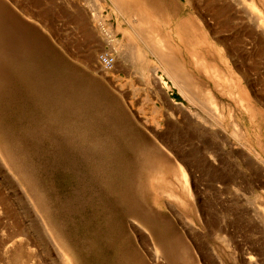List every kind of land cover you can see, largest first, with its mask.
I'll return each mask as SVG.
<instances>
[{
    "label": "rangeland",
    "instance_id": "374dc122",
    "mask_svg": "<svg viewBox=\"0 0 264 264\" xmlns=\"http://www.w3.org/2000/svg\"><path fill=\"white\" fill-rule=\"evenodd\" d=\"M184 2L0 0V264H264V44L215 89Z\"/></svg>",
    "mask_w": 264,
    "mask_h": 264
},
{
    "label": "bare ground",
    "instance_id": "6f19581e",
    "mask_svg": "<svg viewBox=\"0 0 264 264\" xmlns=\"http://www.w3.org/2000/svg\"><path fill=\"white\" fill-rule=\"evenodd\" d=\"M121 1H123V0H121ZM191 1L192 0H185L184 4L187 5V3H188V5L193 6V4H192L193 1L192 2ZM194 1L196 2V3L193 2L194 6L198 7L199 11L195 12L196 15H195L194 20H188L186 23L183 24V27L181 26V30L183 31V35L186 34V36L188 37L187 39H189V40L191 39L190 41H192V43H194L195 47L197 48L196 50H198L197 51L198 53L196 54L197 59L199 58V61H201V60L205 61L206 64L202 65L203 66L202 68L204 70H206L207 73L211 75V77H213V79L215 81V83H214L215 89H219V87H218L219 84H217V79L218 80L222 79L224 84H226L227 83L226 78L228 76V73L225 74L222 71L223 70L222 67L219 68L218 66H216V62H214V56L212 55V51H214V49L216 51V46H215L216 41H214L215 39H214L213 34L218 33V35H219V33L223 32V30H229V29L233 30L234 29V32L232 34V37H233L232 43L233 42H237V43H239V42L243 43L244 42V44H246L247 43L246 39L243 40L244 36H246V37H250L254 43H255V41H256V43L258 42L257 46H259L260 49L263 48V44H264V0H194ZM118 3H120V2H118ZM143 6H145V5L139 3V6H137L136 10L133 12V15L136 17L141 16L142 18H137L138 21L140 20V22H142L141 20H143V22L147 23V24L144 23L146 25L145 27H147L150 30H154L153 28H155V26H154V23L152 21V16H151L152 14H154V12H153L154 7L152 4L148 3V8L145 10ZM119 9H117V10H119ZM162 10L163 9H161V11H159V12H162ZM165 10H167V9L165 8ZM208 16H209V18L213 19V22L210 21ZM137 19H136V21H137ZM140 22H138V23H140ZM141 25H143V24H141ZM156 28H155V30H156ZM212 37H213V41L215 43L212 41V39H211ZM258 38L260 39V41L258 40ZM152 39L155 40L153 37H152ZM216 39L218 40V45H219L218 46L219 47L218 49L220 52L219 55L222 56V53L224 54L225 51H226V53L227 52L229 53V47H228L227 42H226L227 40L225 38H222V37H218ZM156 43H158V42H156ZM161 48H162V46H161ZM232 48H233V46H232ZM250 48H251V46H250ZM163 49H164V47H163ZM193 49L195 50V48H193ZM188 51H189L190 58L194 57L193 52H191L190 50H188ZM200 51H202V53H200ZM246 51L247 50L244 51L245 53L243 52L244 56L242 55L243 56L242 62H244V63L248 62V64L250 62L251 63L250 65H254V61H253L252 57H250L249 52H246ZM262 51L264 52V48ZM155 53L157 54V52H155ZM166 53H168V54H165L166 60H169L172 62V65L170 64V66H174L177 69L179 66L178 61L175 58H173L174 56L169 54V51H167ZM198 54H199V56H198ZM239 55L241 56V54H239ZM228 56H229V54H228ZM99 61L104 66V68H106V69L111 68V66L113 65L112 55H110L106 52L101 53L99 55ZM169 61H167L168 64H169ZM216 61H218V59ZM252 62H253V64H252ZM248 64H246V65H248ZM220 66H222V65H220ZM168 67H169V65H168ZM208 74H207V76H208ZM258 75L260 76V78H262L264 80V73L262 75H260V74H258ZM188 80H190L191 83H194V86L201 91L202 96L207 99L208 102L205 101L206 106L208 105L207 103H209L211 105V107L215 110L216 106H214L215 105L214 95L211 91L213 89L210 90V89H208L209 87L207 88L205 86L200 85V82L194 78L192 80V78L188 77ZM214 84H213V86H214ZM258 88H259V86H258ZM219 92L221 94V90ZM149 97H151V96H149ZM153 106H155V105H153ZM217 108H219L218 105H217ZM157 110H158V108H157ZM157 110L154 109L153 114H152L155 119L158 118L159 113L161 112V111L158 112ZM230 124L232 126V124H235V123H233V122L231 123V121H230ZM235 125L237 126L238 124H235ZM236 130H237V128H236ZM253 151L255 153L254 155H255L256 159H258L256 161L257 165H254V163H251V164H248L250 168L245 166L246 168H249V170L252 169L254 171V173H252L251 176L253 174L254 175L257 174V171L262 169L263 165H264V159L259 157V152H257L256 150H253ZM224 171L226 172V170H224ZM221 172H222V176H223L225 174V172L224 173H223V171H221ZM228 173H229V171H228ZM229 174L231 177L232 173H229ZM182 175H183V180L186 181L185 172H182ZM226 177H227V174H226ZM228 179H230V178H228ZM185 181L183 182V184H185ZM258 184L262 185V182H261V184L260 183H258ZM184 189H185V186H184ZM202 253H204V251Z\"/></svg>",
    "mask_w": 264,
    "mask_h": 264
}]
</instances>
